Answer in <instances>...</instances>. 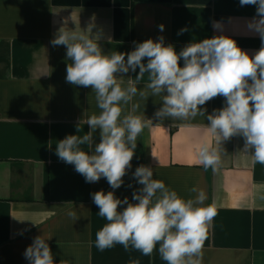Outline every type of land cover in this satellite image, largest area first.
<instances>
[{
  "label": "crops",
  "instance_id": "obj_1",
  "mask_svg": "<svg viewBox=\"0 0 264 264\" xmlns=\"http://www.w3.org/2000/svg\"><path fill=\"white\" fill-rule=\"evenodd\" d=\"M255 16L256 6H241L240 0H0V264H29L24 253L37 236L47 239L55 264H130L136 259L167 264L158 246L150 257L121 245L104 251L95 246L96 233L107 221L98 215L92 194L114 191L117 198L135 202L133 192L142 185L133 173L140 165L151 167L153 178L182 198L194 197L190 189L196 187L206 193L205 204L217 203L201 264H264V165L243 151L242 136L216 145L207 130V114L224 107L225 98L201 106L205 117L161 121L154 117L161 96L137 94L124 114L139 103L134 114L152 121L137 139L143 163L128 170L118 189L105 178L88 183L74 165L58 158L56 146L68 135L88 132L85 121L100 109L91 87L66 81L71 63L66 46L51 44L58 29L66 27L90 29L106 54L129 53L136 43L160 36L179 53L189 43L220 35L261 40L248 27ZM239 47L250 56L260 48ZM179 63L183 67L182 59ZM138 73L139 68L119 74L123 86ZM148 82L145 73L138 90ZM100 138L97 129L92 147H81L92 154ZM205 142L219 148L216 172L194 163L196 148Z\"/></svg>",
  "mask_w": 264,
  "mask_h": 264
},
{
  "label": "clouds",
  "instance_id": "obj_2",
  "mask_svg": "<svg viewBox=\"0 0 264 264\" xmlns=\"http://www.w3.org/2000/svg\"><path fill=\"white\" fill-rule=\"evenodd\" d=\"M240 4L256 6V16L248 27L259 35L261 47L252 56L224 35L189 43L179 53L173 45H165L164 37L160 36L157 40L136 43L129 53L106 54L90 29H58L51 44L66 46V58L71 61L66 68V81L91 87L100 109L99 114L85 121L88 132L68 135L57 142L58 158L74 165L86 182L105 178L113 190L118 189L132 167L138 137L152 124L151 120L134 114L139 103L124 114L125 106L137 94L144 99L161 96L162 107L154 114L161 121L205 117L206 109L201 106L222 96L225 106L206 116L207 130L215 137L216 145L233 136H242L243 151H250L253 162L264 165V0H240ZM159 28L162 32L164 25ZM186 30L181 29L179 34ZM181 59L183 67L179 63ZM137 68L135 79L129 78L127 86H123L119 74L135 72ZM145 73L149 82L138 90ZM97 129L100 142L89 154L81 146L92 147ZM77 132H81L80 125ZM195 151V164L206 171H218L221 165L218 147L205 142ZM133 177L142 185L133 192L135 202H129L127 197L117 198L114 191L92 194L98 215L107 221L96 233L95 246L104 251L121 245L126 252L134 250L149 257L158 246V253L167 264H201L204 244L218 214L217 203L205 204L206 193L196 187L190 189L194 197L182 198L162 180L154 179L149 166H138ZM67 215L78 219L74 211ZM46 240L37 236L27 247L24 255L29 264H55ZM59 264L68 261L61 260ZM130 264L140 261L131 260Z\"/></svg>",
  "mask_w": 264,
  "mask_h": 264
},
{
  "label": "trees",
  "instance_id": "obj_3",
  "mask_svg": "<svg viewBox=\"0 0 264 264\" xmlns=\"http://www.w3.org/2000/svg\"><path fill=\"white\" fill-rule=\"evenodd\" d=\"M238 46H250V47H261V40L257 39H234ZM144 159V150L140 143H137V147L135 149V155L131 162L132 166L140 165L143 163Z\"/></svg>",
  "mask_w": 264,
  "mask_h": 264
}]
</instances>
